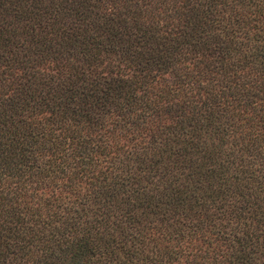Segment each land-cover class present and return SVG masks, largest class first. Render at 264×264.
I'll list each match as a JSON object with an SVG mask.
<instances>
[{"label":"trees","instance_id":"16d2710c","mask_svg":"<svg viewBox=\"0 0 264 264\" xmlns=\"http://www.w3.org/2000/svg\"><path fill=\"white\" fill-rule=\"evenodd\" d=\"M0 264H264V0H0Z\"/></svg>","mask_w":264,"mask_h":264}]
</instances>
